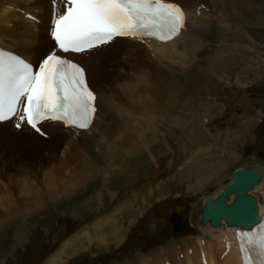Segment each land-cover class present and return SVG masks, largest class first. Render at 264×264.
<instances>
[{
	"label": "rangeland",
	"instance_id": "1",
	"mask_svg": "<svg viewBox=\"0 0 264 264\" xmlns=\"http://www.w3.org/2000/svg\"><path fill=\"white\" fill-rule=\"evenodd\" d=\"M215 2L219 16L206 24L208 42L172 70L182 96L149 93L151 108L142 111L147 97L140 94L134 124L148 143L87 163L74 148L56 143L0 144V264H139L172 244L193 242L195 248L197 237L210 238L195 209L202 190L217 192L246 162L263 179L264 0ZM25 14L26 29L36 36V26L44 25ZM42 49L38 45L33 61ZM102 82L101 97L109 94ZM169 211L186 219L182 232L168 233ZM109 212L114 214L101 232L108 246H97L91 224Z\"/></svg>",
	"mask_w": 264,
	"mask_h": 264
},
{
	"label": "bare ground",
	"instance_id": "2",
	"mask_svg": "<svg viewBox=\"0 0 264 264\" xmlns=\"http://www.w3.org/2000/svg\"><path fill=\"white\" fill-rule=\"evenodd\" d=\"M169 2L179 6L185 18L184 26L169 41L163 42L143 36L134 38L121 36L115 37L110 43L91 51L64 54L82 65L88 85L96 92V115L88 129L77 130L66 127L57 120H45L41 123L42 131L48 134L42 138L49 141H44L39 132L31 131L16 116L0 123V144L7 147H28L34 144L40 145L42 142H45L44 146H56L54 145L56 143L65 145L67 149L74 148V152L77 153L76 157L84 161V159L92 157L97 158L103 153H116L121 150L122 146L129 145L137 148L135 142L138 144L148 143L149 141L139 138L141 133L135 127L138 106L141 107L137 106L142 97L140 94L144 93L146 96L143 97H147L146 101L142 103V111H145L151 104L148 101L149 93L150 96L155 92L159 94L162 92L170 96L171 92L175 90L176 97L182 96L183 93L178 90L174 80L171 81L172 70L176 71V68L182 67L183 64L190 62L192 57L194 58L197 49L207 41L203 37L207 29L206 24H209L210 18L215 14V0H169ZM64 6L62 0H1L0 46L8 50L16 48V52L37 63L45 53H52L55 50L54 42L49 36L51 24L55 16L62 12ZM32 10H35L34 15L38 18L40 25H44L36 26L40 32V38H36L39 34L31 35L26 29L25 19L20 16L22 12L32 14ZM37 14L39 15L37 16ZM2 33L4 37L1 36ZM38 45L43 47L44 53L33 61L31 58L37 54L35 51ZM102 81L109 88H107L109 94H103V98L100 95L99 87V83H103ZM110 90H113L114 93L111 94ZM151 99L149 98V100ZM150 106L149 108H151ZM143 113H147L148 116L149 112L147 110ZM16 122L21 124L20 129L13 127ZM147 124L151 127L152 122L148 121ZM151 133L152 131L149 132V137L152 136ZM142 135L144 136V133ZM131 150L129 148V151ZM75 182L72 183V186ZM262 186L264 187V176L252 190L261 198L258 207L260 217H264V188ZM113 214L109 212L104 217L100 216L91 224L90 228L93 231L91 238L95 237L93 239L97 246H108L107 243H104L107 236L105 239V235H102L101 232L105 231L104 226ZM203 226V230L211 236L209 240L199 236L195 240V248H193L194 245L183 243L179 247L171 246L167 250L161 249L152 258L139 260V264H203L202 261H205L206 264H242V255L237 246L238 241L235 233L237 227L227 226L225 223L218 228L209 224ZM214 231L215 233H213ZM90 234L83 232V235L90 236ZM83 235L77 236L83 237ZM78 237H71V244ZM91 243L92 241L88 242L89 245ZM69 244L68 242L63 246V251H60L59 254L64 252ZM218 254H222L221 263L214 260L217 259Z\"/></svg>",
	"mask_w": 264,
	"mask_h": 264
},
{
	"label": "snow or ice",
	"instance_id": "3",
	"mask_svg": "<svg viewBox=\"0 0 264 264\" xmlns=\"http://www.w3.org/2000/svg\"><path fill=\"white\" fill-rule=\"evenodd\" d=\"M51 35L64 53H83L110 43L117 36H154L171 39L184 25V13L167 0H63ZM94 93L85 70L56 52L48 54L37 70L13 54L0 51V121L17 116L37 129L44 120H60L65 126L88 128L95 114ZM20 127V124H17ZM241 251L250 264V248L256 264H264V230L241 233ZM247 245V246H246Z\"/></svg>",
	"mask_w": 264,
	"mask_h": 264
},
{
	"label": "water",
	"instance_id": "4",
	"mask_svg": "<svg viewBox=\"0 0 264 264\" xmlns=\"http://www.w3.org/2000/svg\"><path fill=\"white\" fill-rule=\"evenodd\" d=\"M259 173L246 165L244 168L236 170L232 176L233 182L224 189L217 197H207L205 205L200 207L197 202L198 210L202 213V222L210 219L213 225H220V218L237 219V223L243 227L257 221V207L255 198L246 191L257 182ZM233 193L234 199L230 204H226L227 195ZM250 221V223H247Z\"/></svg>",
	"mask_w": 264,
	"mask_h": 264
}]
</instances>
